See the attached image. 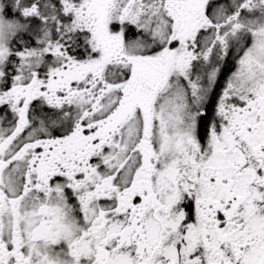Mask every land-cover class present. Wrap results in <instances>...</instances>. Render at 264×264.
I'll return each mask as SVG.
<instances>
[{
	"label": "snow or ice",
	"instance_id": "obj_1",
	"mask_svg": "<svg viewBox=\"0 0 264 264\" xmlns=\"http://www.w3.org/2000/svg\"><path fill=\"white\" fill-rule=\"evenodd\" d=\"M0 264H264V0H0Z\"/></svg>",
	"mask_w": 264,
	"mask_h": 264
}]
</instances>
